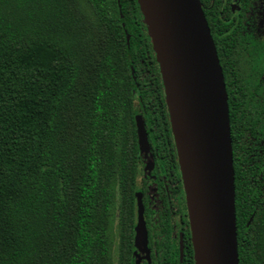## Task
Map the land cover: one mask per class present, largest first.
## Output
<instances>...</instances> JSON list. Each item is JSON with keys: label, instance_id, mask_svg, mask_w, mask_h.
Instances as JSON below:
<instances>
[{"label": "trees", "instance_id": "trees-1", "mask_svg": "<svg viewBox=\"0 0 264 264\" xmlns=\"http://www.w3.org/2000/svg\"><path fill=\"white\" fill-rule=\"evenodd\" d=\"M83 1L92 21L75 0H0V264H137L135 117L170 132L161 74L139 0ZM214 41L239 261L264 264V50ZM155 216L151 264H180L170 208Z\"/></svg>", "mask_w": 264, "mask_h": 264}, {"label": "water", "instance_id": "water-1", "mask_svg": "<svg viewBox=\"0 0 264 264\" xmlns=\"http://www.w3.org/2000/svg\"><path fill=\"white\" fill-rule=\"evenodd\" d=\"M139 2L159 65L181 165L195 264H240L228 93L201 2ZM192 70L209 75V105L200 101ZM136 126L140 151L147 153L149 139L140 114ZM136 196V263L145 258L150 264L144 205L141 193ZM183 255L181 243V262Z\"/></svg>", "mask_w": 264, "mask_h": 264}, {"label": "flooded vegetation", "instance_id": "flooded-vegetation-1", "mask_svg": "<svg viewBox=\"0 0 264 264\" xmlns=\"http://www.w3.org/2000/svg\"><path fill=\"white\" fill-rule=\"evenodd\" d=\"M200 2L207 18L213 39L216 40V43L220 48H229L234 44H237V46L241 48H244L247 45L248 47L257 46L264 50V0H200ZM165 103L167 106L166 99ZM156 109V106H153L149 111H152L155 114L157 111ZM146 112L147 111H144V113H137L140 114L144 120L149 139V150L147 153L141 152L138 144L141 163L139 166L135 196L136 193L140 192L144 205V219L148 232L150 260L154 255V252L150 247V232L152 239L155 240L157 237L162 238L163 234L161 233L164 230L161 229L162 221L156 218L157 216H155V214L159 209H162V207L164 208L165 205H167V207L170 208L171 215H173L170 219V223L173 230L174 240L178 248L179 260L180 245L181 243L183 244V262L180 261V264H184L186 245L188 244V240L185 238L184 234L187 233L188 228L192 247L193 242L183 175L168 106L166 117L169 121L170 132L167 131L166 136L163 135L164 133L160 131V128L159 131L161 133L159 135H156L152 131L149 121L150 116H148ZM149 162L151 163V166H148V164H150ZM185 214H187V217H185ZM136 222L137 196L135 224ZM135 251L136 247L134 244V256L136 259L137 255ZM140 254L141 256H145V253ZM147 262L148 261L145 258H142L140 261L141 264H147Z\"/></svg>", "mask_w": 264, "mask_h": 264}, {"label": "bare ground", "instance_id": "bare-ground-1", "mask_svg": "<svg viewBox=\"0 0 264 264\" xmlns=\"http://www.w3.org/2000/svg\"><path fill=\"white\" fill-rule=\"evenodd\" d=\"M192 75L195 80V85L199 90L201 103H203V105H209L212 98L209 75H203L197 70H192Z\"/></svg>", "mask_w": 264, "mask_h": 264}, {"label": "rangeland", "instance_id": "rangeland-1", "mask_svg": "<svg viewBox=\"0 0 264 264\" xmlns=\"http://www.w3.org/2000/svg\"><path fill=\"white\" fill-rule=\"evenodd\" d=\"M76 4V8L78 10V12L82 15L85 16L86 19H89L90 21H92V13H91V9L89 7H87L86 3L83 0H75ZM72 124V122H71Z\"/></svg>", "mask_w": 264, "mask_h": 264}]
</instances>
